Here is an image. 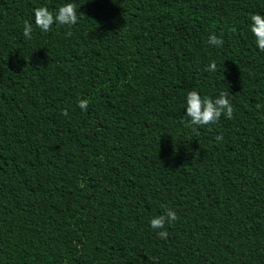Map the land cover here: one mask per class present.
I'll return each mask as SVG.
<instances>
[{
  "label": "trees",
  "instance_id": "obj_1",
  "mask_svg": "<svg viewBox=\"0 0 264 264\" xmlns=\"http://www.w3.org/2000/svg\"><path fill=\"white\" fill-rule=\"evenodd\" d=\"M69 2L75 25H35ZM255 13L264 0H0V264H264ZM190 90L226 93L233 118L193 131Z\"/></svg>",
  "mask_w": 264,
  "mask_h": 264
},
{
  "label": "clouds",
  "instance_id": "obj_2",
  "mask_svg": "<svg viewBox=\"0 0 264 264\" xmlns=\"http://www.w3.org/2000/svg\"><path fill=\"white\" fill-rule=\"evenodd\" d=\"M35 25L43 32H48L52 28L54 23L59 25H75L78 22L77 7L75 3H65L58 8L56 12L50 11L46 6L37 7L34 9ZM251 20V32L254 34L257 48L264 52V15L259 13L252 14ZM235 31V29H233ZM33 27L32 24L25 22L23 34L28 39L32 38ZM71 35V33H67ZM208 43L214 46H222L224 41L221 37L216 35H210ZM217 65L215 61H212L206 66L205 71L215 72ZM89 101L81 99L78 102V107L82 110H86ZM186 115L190 118L189 126H206L215 124L220 117L224 115L227 119L233 118L234 108L230 102L226 93L221 92L217 98L210 96H201L196 90H190L186 97ZM257 107H260L257 105ZM67 115V111L63 113ZM193 131H197L196 127H193ZM198 134V132H197ZM223 136L218 135L216 140H222ZM83 187V184H81ZM178 219L177 213L171 208L166 210L164 215L153 217L150 220V226L153 229H165V225L174 222ZM161 239H167L168 232L163 230L157 233Z\"/></svg>",
  "mask_w": 264,
  "mask_h": 264
}]
</instances>
